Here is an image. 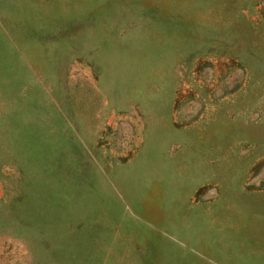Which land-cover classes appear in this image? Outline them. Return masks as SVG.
I'll return each instance as SVG.
<instances>
[{
	"label": "rangeland",
	"instance_id": "rangeland-1",
	"mask_svg": "<svg viewBox=\"0 0 264 264\" xmlns=\"http://www.w3.org/2000/svg\"><path fill=\"white\" fill-rule=\"evenodd\" d=\"M0 264H264V0H0Z\"/></svg>",
	"mask_w": 264,
	"mask_h": 264
}]
</instances>
